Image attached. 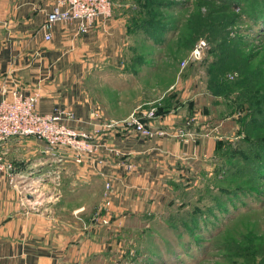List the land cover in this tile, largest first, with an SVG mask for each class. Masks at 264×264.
I'll return each instance as SVG.
<instances>
[{"label": "crops", "instance_id": "1", "mask_svg": "<svg viewBox=\"0 0 264 264\" xmlns=\"http://www.w3.org/2000/svg\"><path fill=\"white\" fill-rule=\"evenodd\" d=\"M53 4L0 0V98L12 90L35 93L38 113L70 111L73 119L66 125L93 133L99 148L95 159L75 164L32 136L9 137L0 145L14 174L10 182L0 172V264H88L104 246V229L100 224L91 228L93 207L94 214H107L114 224L125 216L159 212L171 196V183L207 167L216 141L224 137L215 125L201 126L203 121L184 128L189 136H178L175 132L190 116L186 106L179 110L184 101L144 121L163 134L143 137L106 127L127 113L113 109L117 101L92 96L83 80L106 66H118L114 58L125 29L110 17L96 19L84 33L78 32L76 20L55 22L46 30L42 26ZM47 31L50 38L45 40ZM56 169L58 179L50 173ZM105 182L110 194L106 207ZM88 198L95 202L86 203ZM76 214L81 215L78 221Z\"/></svg>", "mask_w": 264, "mask_h": 264}, {"label": "rangeland", "instance_id": "2", "mask_svg": "<svg viewBox=\"0 0 264 264\" xmlns=\"http://www.w3.org/2000/svg\"><path fill=\"white\" fill-rule=\"evenodd\" d=\"M110 1L111 17L120 20L125 29L122 45L114 58V64L118 66H106L99 75L84 79L86 90L92 96H101L105 102L117 101L113 109L127 113L124 117L137 107L161 104L164 98L173 96L176 105L184 101L180 106L184 108L179 110L186 111V106L189 112L185 114L196 116L197 124L203 121L206 124L204 126L215 125L219 135L228 136L234 142L240 136L238 124L234 121L239 114L230 116L226 102L222 99L215 101L204 88L206 75L204 65H200V62L206 54V43L201 58L187 60L189 52L197 43L194 39L191 45L186 44L190 15L196 8L204 11L207 2L215 6L219 3L212 0H174L177 5L159 10L161 19L167 24V31L162 42L155 44L148 39V35L132 30L130 18L140 16L137 13V0ZM244 26V22H238L229 26L228 30L234 35L238 28ZM254 44H257L256 40ZM252 45L248 41L241 46V53L248 51ZM181 61H185L182 66ZM231 73L233 77L236 76L234 71ZM212 167L210 159L209 165L202 170L185 172L173 181L171 196L159 212L125 216L120 224H114L109 219L105 225L99 226L104 229V246L89 259L88 264H252L249 258L242 255L248 246L256 253L255 263L260 264L258 252L264 251V179L258 181V194L243 196L238 202L227 206L228 212L217 214L207 230L192 233L193 241L181 231L180 223L173 222L167 215L166 203L178 193L177 187L187 193L184 196L191 198L204 183V176L210 174ZM179 200L174 198L170 206L172 211ZM85 202L92 204L95 198H88ZM96 209L93 207L90 215L93 230L99 225L93 217ZM63 216L67 217V213L64 212ZM79 216L74 219L77 220Z\"/></svg>", "mask_w": 264, "mask_h": 264}, {"label": "trees", "instance_id": "3", "mask_svg": "<svg viewBox=\"0 0 264 264\" xmlns=\"http://www.w3.org/2000/svg\"><path fill=\"white\" fill-rule=\"evenodd\" d=\"M212 1L219 5L207 2L204 11L196 8L190 15L186 44L191 45L194 39L205 41L206 54L200 57L206 75L204 88L215 101L226 102L230 116L239 114L234 121L240 136L234 142L228 136L216 141L212 170L204 176V183L196 194L186 197L187 193L177 187L179 195L175 193L166 203L167 215L173 222L180 223L181 231L191 241L193 232L210 226L217 214L228 212L227 206L243 196L258 194V181L264 179V0ZM137 3L140 16L130 18L132 30L148 35L149 38L146 37L155 44L162 42L167 24L159 10L177 5L176 1L137 0ZM238 22H244V28H238L231 35L228 27ZM254 40L257 44L252 45ZM248 41L252 46L242 54L241 46ZM231 71L236 73L235 77ZM175 101L173 96H167L160 101L158 110L174 108ZM200 125L206 124L201 122ZM174 198L180 200L172 211ZM258 253L259 263L264 264V251ZM242 255L257 264L256 253L249 246Z\"/></svg>", "mask_w": 264, "mask_h": 264}, {"label": "built area", "instance_id": "4", "mask_svg": "<svg viewBox=\"0 0 264 264\" xmlns=\"http://www.w3.org/2000/svg\"><path fill=\"white\" fill-rule=\"evenodd\" d=\"M110 0H54V4L46 13L44 29L50 28L55 22H68L76 20L77 30L84 33L93 26L96 19H107L111 17ZM45 40L50 38V33L45 32ZM205 48L204 40L200 39L189 52L187 60H198ZM181 66L185 61H181ZM37 95L35 93L23 95L17 90H12L6 97L0 98V145L9 137L32 136L42 140L47 148L54 151H63L72 162L82 164L95 159L99 144L94 141L93 133L84 130L73 129L66 125L65 121L73 119V115L68 110H53L49 113H38L35 110ZM137 107L128 116L120 120H111L106 123V127H119L130 130L143 137L163 134L160 130L146 126L143 121H151L159 116L157 106ZM197 121V117H185L181 127L175 132L178 136H189L184 128H188ZM105 125V124H104ZM56 162L61 161L56 157ZM100 162V161H99ZM130 168V167H129ZM0 172L7 174L10 182L13 181L11 163L4 158V153L0 151ZM58 179L59 170L50 171ZM46 175H42L44 178ZM32 188L28 189L31 193ZM109 183L105 182L103 192V204H109ZM94 221H99L100 225L108 222V215L94 214Z\"/></svg>", "mask_w": 264, "mask_h": 264}, {"label": "bare ground", "instance_id": "5", "mask_svg": "<svg viewBox=\"0 0 264 264\" xmlns=\"http://www.w3.org/2000/svg\"><path fill=\"white\" fill-rule=\"evenodd\" d=\"M37 193L40 195L41 191L40 190H37Z\"/></svg>", "mask_w": 264, "mask_h": 264}, {"label": "water", "instance_id": "6", "mask_svg": "<svg viewBox=\"0 0 264 264\" xmlns=\"http://www.w3.org/2000/svg\"><path fill=\"white\" fill-rule=\"evenodd\" d=\"M140 122H144L143 120H140Z\"/></svg>", "mask_w": 264, "mask_h": 264}]
</instances>
